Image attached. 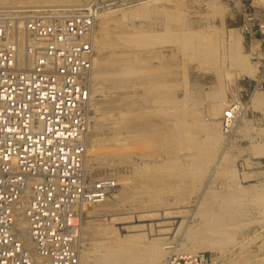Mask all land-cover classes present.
Masks as SVG:
<instances>
[{
  "label": "rangeland",
  "instance_id": "1",
  "mask_svg": "<svg viewBox=\"0 0 264 264\" xmlns=\"http://www.w3.org/2000/svg\"><path fill=\"white\" fill-rule=\"evenodd\" d=\"M84 16L85 165L114 187L78 209L79 264H264V0H0L15 27Z\"/></svg>",
  "mask_w": 264,
  "mask_h": 264
},
{
  "label": "built area",
  "instance_id": "2",
  "mask_svg": "<svg viewBox=\"0 0 264 264\" xmlns=\"http://www.w3.org/2000/svg\"><path fill=\"white\" fill-rule=\"evenodd\" d=\"M92 31L91 16L0 22V264H79L78 209L114 187L85 165Z\"/></svg>",
  "mask_w": 264,
  "mask_h": 264
},
{
  "label": "bare ground",
  "instance_id": "3",
  "mask_svg": "<svg viewBox=\"0 0 264 264\" xmlns=\"http://www.w3.org/2000/svg\"><path fill=\"white\" fill-rule=\"evenodd\" d=\"M17 221L19 223V225L24 226L26 223L25 220V215H24V211L23 208H21L18 212H17ZM83 244V243H82ZM99 244V243H98ZM118 255V254H117ZM120 257V256H119ZM118 258V257H117Z\"/></svg>",
  "mask_w": 264,
  "mask_h": 264
}]
</instances>
